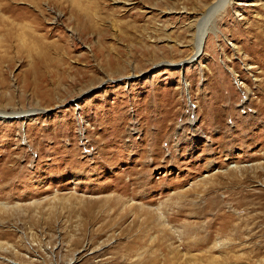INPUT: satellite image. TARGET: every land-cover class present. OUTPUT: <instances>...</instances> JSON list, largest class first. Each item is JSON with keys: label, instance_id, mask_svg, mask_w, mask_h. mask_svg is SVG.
Segmentation results:
<instances>
[{"label": "rangeland", "instance_id": "rangeland-1", "mask_svg": "<svg viewBox=\"0 0 264 264\" xmlns=\"http://www.w3.org/2000/svg\"><path fill=\"white\" fill-rule=\"evenodd\" d=\"M34 1L0 37V264H264V0L191 62L216 0Z\"/></svg>", "mask_w": 264, "mask_h": 264}, {"label": "bare ground", "instance_id": "bare-ground-1", "mask_svg": "<svg viewBox=\"0 0 264 264\" xmlns=\"http://www.w3.org/2000/svg\"><path fill=\"white\" fill-rule=\"evenodd\" d=\"M14 1L17 0H0V25L1 27L4 26L3 30L0 29V35H1L0 37H2V35H6V30L8 29L7 30L8 33L6 36H8L9 34L10 38L8 37V41L7 40L6 41L8 43H12V42L21 43L24 42V39L28 35V32L25 30V25L23 23V21H25V17L19 15L18 11L14 10L13 8ZM230 2H232V0H216L212 4L206 6V10L202 13L204 17L202 20H200L199 24H197L198 32L197 34H195L194 37V50H193V54L189 58L190 62L199 55L202 49L204 36L209 31L213 30L215 17H218L217 16L218 13H219L218 15H221V13L224 11L223 9H225V6L231 4ZM21 3H25V2H21ZM34 3L39 4L38 0H35ZM8 13H12L14 19L18 22L9 20L8 17L6 16ZM18 47L19 49L21 48L20 46ZM253 68L254 67L252 65L249 67V69H253ZM19 114H21V112L9 114L0 111V119L5 120L8 117H10L9 115H19Z\"/></svg>", "mask_w": 264, "mask_h": 264}]
</instances>
